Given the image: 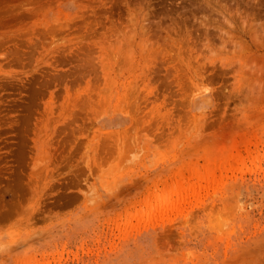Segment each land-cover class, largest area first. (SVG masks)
I'll return each mask as SVG.
<instances>
[{
    "label": "rangeland",
    "instance_id": "rangeland-1",
    "mask_svg": "<svg viewBox=\"0 0 264 264\" xmlns=\"http://www.w3.org/2000/svg\"><path fill=\"white\" fill-rule=\"evenodd\" d=\"M0 264H264V0H0Z\"/></svg>",
    "mask_w": 264,
    "mask_h": 264
},
{
    "label": "bare ground",
    "instance_id": "bare-ground-1",
    "mask_svg": "<svg viewBox=\"0 0 264 264\" xmlns=\"http://www.w3.org/2000/svg\"><path fill=\"white\" fill-rule=\"evenodd\" d=\"M78 31H79V30H78ZM50 33H51V32H50ZM132 34H133V33H132ZM104 42H105V41H104ZM50 43H51V42H50ZM50 43H49V45H50ZM119 43H120V42H119ZM44 46H45V45H44ZM107 46H108V45H107ZM157 46H158V45H157ZM119 47H120V46H119ZM46 48H47V47H46ZM117 49H118V48H117ZM53 50H54V49H53ZM108 53H109V52H108ZM109 55H110V54H109ZM116 55H117V54H116ZM120 55H121V54H120ZM111 56H112V54H111ZM113 56H114V55H113ZM115 57H116V56H115ZM115 57H114V58H115ZM174 69H175V68H174ZM179 70H180V69H179ZM180 71H181V70H180ZM178 72H179V71H178ZM180 77H182L181 74H180ZM178 79L180 80L179 77H178ZM181 80H182V79H181ZM177 81H178V80H177ZM107 90H108V89H107ZM107 92H108V91H107ZM132 92H133V91H132ZM148 92H149V91H148ZM151 93H152V91H151ZM131 95H132V93H131ZM142 95H143V94H142ZM142 95H141V96H142ZM88 96H89V95H88ZM143 96H144V95H143ZM137 98H138V97H137ZM141 99H142V98H141ZM141 99H140V100H141ZM135 100H136V99H135ZM158 100H159V99H158ZM162 100H163V99H162ZM143 101H144V100H143ZM99 103H100V102H99ZM153 103H154V102H153ZM135 104H136V103H135ZM86 105H87V104H86ZM127 106H128V104H127ZM159 106H160V105H159ZM128 107H129V106H128ZM152 107H153V106H152ZM167 109H168V108H167ZM170 109H171V108H170ZM155 111H156V110H155ZM156 115H157V114H156ZM162 116H163V115H162ZM162 116H161V117H162ZM171 116H172V115H171ZM179 122H180V121H179ZM177 123H178V122H177ZM176 127H177V126H176ZM176 131H177V130H176ZM178 131H179V130H178ZM128 133H129V132H128ZM175 133H176V132H175ZM129 134H130V133H129Z\"/></svg>",
    "mask_w": 264,
    "mask_h": 264
}]
</instances>
